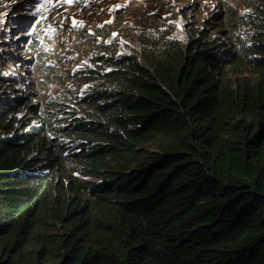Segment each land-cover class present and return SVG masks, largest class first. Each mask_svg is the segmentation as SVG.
Segmentation results:
<instances>
[{
	"label": "trees",
	"instance_id": "1",
	"mask_svg": "<svg viewBox=\"0 0 264 264\" xmlns=\"http://www.w3.org/2000/svg\"><path fill=\"white\" fill-rule=\"evenodd\" d=\"M200 45L150 32L132 58L94 41L92 84L53 107L78 150L0 140V264H264V57L225 94ZM15 117L0 99V122ZM50 155L66 179L42 172Z\"/></svg>",
	"mask_w": 264,
	"mask_h": 264
},
{
	"label": "clouds",
	"instance_id": "2",
	"mask_svg": "<svg viewBox=\"0 0 264 264\" xmlns=\"http://www.w3.org/2000/svg\"><path fill=\"white\" fill-rule=\"evenodd\" d=\"M94 1L98 3L103 0ZM106 1L124 6L120 1ZM190 1L196 6L190 21L183 18V11L173 0L157 9L143 11L134 17V21L113 14L108 18L110 22L103 20L106 26H96V21L86 24L82 19L85 10L92 5L90 0L63 3L52 8L46 13L47 19L39 23H36L40 19L39 15L30 14L34 12L32 4L38 0H2L5 6L0 7V12L7 15L3 17L4 22L0 23V99L14 110L16 117L11 122L8 119L0 122V140L6 139L8 149L19 147L20 154L26 158H41L46 152L45 149L39 152L41 146L61 148L65 156L78 150L82 139L71 126L74 121L70 120L71 113L57 112L53 107L56 101H62L65 102L62 104L65 109L68 106L70 108L74 103L69 95L70 90L74 96H78L79 89L81 93L92 84L93 79L83 74L93 71L90 66L95 60L87 50H90L89 46L94 41L103 40L112 52L122 51L137 58L141 54L142 41L150 32L171 39L177 52L180 49L183 51L197 39L208 56L207 71L210 74L214 72L212 81L217 82L225 94L235 92L237 88H242L243 92L247 86H254L262 74L261 63L264 57V34L259 21L262 0ZM205 5L210 7L206 8ZM199 8L202 11H197ZM72 11L79 14V17ZM76 17L83 22V26L75 38L81 39L83 44L78 48L79 56L67 62L64 55L57 53L50 39L61 31L62 27H58L61 21L62 26L65 21L72 25ZM49 24L56 29L54 32L47 30ZM126 39L129 45L125 44ZM239 67L246 73L239 75ZM34 71L42 78L49 76L57 85L55 92L42 104L30 102L17 90L16 83H31ZM76 71L82 75L76 76ZM228 72L230 75H227ZM8 85L13 87L8 89ZM25 132L32 134V137H26ZM39 163L41 165L42 161ZM42 172L49 173L53 178L67 177L64 166L52 160L51 155ZM73 173L84 176L77 169Z\"/></svg>",
	"mask_w": 264,
	"mask_h": 264
},
{
	"label": "rangeland",
	"instance_id": "3",
	"mask_svg": "<svg viewBox=\"0 0 264 264\" xmlns=\"http://www.w3.org/2000/svg\"><path fill=\"white\" fill-rule=\"evenodd\" d=\"M120 1L124 4V6H120L119 8L115 9L116 3L111 4L110 2L103 0L101 2H96L94 0H90L92 3L89 9H86L84 12V17L82 18L85 23L87 24L90 21H96L95 25L98 26L99 24L106 26L107 24L103 22V20L107 19L109 21V17L113 14L118 15L122 18H131L134 21V17L141 14L143 11H148L151 9H157L159 7L164 6L165 4H169L168 0H114ZM178 5L179 9L183 11V18L187 21H190L191 14L195 11V3L191 2L190 0H174ZM206 8L210 7V5H205ZM202 8H199L197 11H202ZM75 15L76 12L72 11ZM217 13V12H216ZM79 17V14L77 15ZM77 17L75 18L76 21ZM191 22H189L190 25ZM59 31V30H58ZM82 31V27L72 28V25L69 23H64L62 29L59 33L54 34L51 37V44L55 46V49L58 54H62L65 56V60L67 62L72 61L75 56H79L78 48L81 47L83 41L78 37L75 36ZM114 42L115 38H112ZM184 41V39L182 40ZM125 44L129 45V40H125ZM240 73L239 75H243L246 71H243L242 67H239ZM242 71V72H241ZM227 75H230L228 72ZM231 77H233L231 75ZM17 84L18 91L20 94L29 99L30 102L42 104L45 100L55 92L57 85L54 81L48 76L46 78H42L38 75L37 71L33 72V80L29 85L25 84ZM13 85H8V89H11Z\"/></svg>",
	"mask_w": 264,
	"mask_h": 264
},
{
	"label": "snow or ice",
	"instance_id": "4",
	"mask_svg": "<svg viewBox=\"0 0 264 264\" xmlns=\"http://www.w3.org/2000/svg\"><path fill=\"white\" fill-rule=\"evenodd\" d=\"M79 3L80 0H38V2H35L32 4V7L34 8V12L30 13L31 15H39L40 19L36 21V23H39L40 20H46L47 15L46 13L50 12L52 8L59 7L63 3L72 4V3ZM2 0H0V7H4ZM115 8H119L120 5L114 6ZM7 13L0 12V23H3V17L6 16ZM56 19L55 17L53 18ZM110 22V21H109ZM62 21L61 24L58 27H62ZM83 22L82 21H76L74 18L72 20V28L82 27ZM48 31H55L56 29L52 27L51 24L48 26Z\"/></svg>",
	"mask_w": 264,
	"mask_h": 264
}]
</instances>
